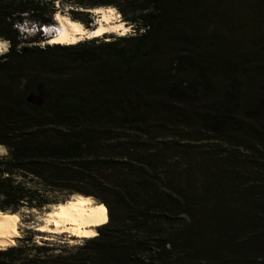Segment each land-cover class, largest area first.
<instances>
[{
	"label": "trees",
	"instance_id": "1",
	"mask_svg": "<svg viewBox=\"0 0 264 264\" xmlns=\"http://www.w3.org/2000/svg\"><path fill=\"white\" fill-rule=\"evenodd\" d=\"M57 1L0 0V211L66 191L107 223L69 256L21 244L0 264H264V46L225 43L223 0H62L113 6L140 33L42 46L20 25L54 24ZM206 139L253 158L188 142Z\"/></svg>",
	"mask_w": 264,
	"mask_h": 264
},
{
	"label": "rangeland",
	"instance_id": "2",
	"mask_svg": "<svg viewBox=\"0 0 264 264\" xmlns=\"http://www.w3.org/2000/svg\"><path fill=\"white\" fill-rule=\"evenodd\" d=\"M217 1L218 0H208V5H214ZM223 4L224 12L226 16L230 18V22L222 23L218 21L219 24L218 22L217 24L218 26L220 25L223 30L222 32H224L223 38L224 41H226L225 43L234 44L242 48L264 46V0H223ZM56 7L58 10L56 13V17L53 18V21L54 25L59 26V30L60 22L56 19L58 15H63L65 17L80 20L85 24L86 27L90 29L95 28L98 24V14H95L94 12H90L88 10L86 11V9L77 7L75 4L60 0L56 2ZM97 7L108 8L113 6ZM74 9L75 11H78V14H72V11H74ZM116 11L118 12L117 20H124L127 24L130 25V23L128 22L129 16H125L118 9H116ZM87 20H90L89 24L85 22ZM130 27L131 31L128 35L123 36L118 33H108L105 36L101 37L99 41H120L122 37L139 35L140 31H137L135 29L136 27L132 25H130ZM30 31L31 34L37 33L38 29L31 28ZM28 37L30 36L28 35ZM0 41L5 40L0 39ZM90 41L96 40H87V38L84 37L83 42ZM41 45L48 46L55 44L50 43V39L46 37L44 38ZM211 48H213V46ZM171 51H173V49L171 50V48H168L167 52L165 51L164 54L161 55V57L159 58L158 61L160 62L162 68H167L170 65L171 61L169 54L171 53ZM71 73L77 75H86L87 71L84 68L78 67L72 68ZM188 142L192 145L191 148L196 147L198 154L205 153V151L209 149L217 154L236 153L237 155L243 158H253V154L251 152H245V150L237 149L233 147L232 143H230L229 141L206 139L200 142H191V140H189ZM194 160L195 158L189 162H193ZM50 194L56 202L61 203L62 201L68 200L73 194L80 193H70L66 191H51ZM53 205L54 204L49 205L42 210L25 207L19 213H11L15 216V225L17 228L16 233L13 234L10 237L9 241L6 244L2 245L0 249H5L14 245L17 246L24 244L28 249H32V254L39 253V251L35 250V247L37 246H45L51 248L52 254L62 253L63 255L69 256L70 254L75 253L80 247H82L87 238H71L68 234H51L44 233L38 230L39 224L42 223L40 215L50 211ZM71 239H73V242H71ZM40 254L45 255V252H40Z\"/></svg>",
	"mask_w": 264,
	"mask_h": 264
},
{
	"label": "bare ground",
	"instance_id": "3",
	"mask_svg": "<svg viewBox=\"0 0 264 264\" xmlns=\"http://www.w3.org/2000/svg\"><path fill=\"white\" fill-rule=\"evenodd\" d=\"M88 11L99 15L95 28L90 29L77 19L58 15L60 22L58 33L49 37L50 43L76 44L87 39L103 37L108 33L128 35L131 27L124 20H117L118 12L115 7H95ZM42 223L38 230L51 234H68L71 238H91L98 233L97 228L102 225L98 221L106 217V207L93 197L84 194H73L68 200L53 205L47 213L41 214ZM15 216L0 211V247L6 244L10 237L16 233ZM73 242V239H71Z\"/></svg>",
	"mask_w": 264,
	"mask_h": 264
},
{
	"label": "clouds",
	"instance_id": "4",
	"mask_svg": "<svg viewBox=\"0 0 264 264\" xmlns=\"http://www.w3.org/2000/svg\"><path fill=\"white\" fill-rule=\"evenodd\" d=\"M59 26H56L54 24L52 25H43V26H38L35 24H31L29 22H26L24 24L20 25L21 31L25 32V33H29L30 35H36V34H40L41 36H46V37H50L53 34L57 33V28ZM31 28H36L38 29L37 33H32L30 29ZM25 30V31H24ZM135 34V33H133ZM10 48V44L7 41H0V55H4L6 52L9 51ZM9 156V148L6 145L0 144V157H7ZM98 223L103 224V223H107V218L106 217H102ZM87 235H96V233H88Z\"/></svg>",
	"mask_w": 264,
	"mask_h": 264
}]
</instances>
